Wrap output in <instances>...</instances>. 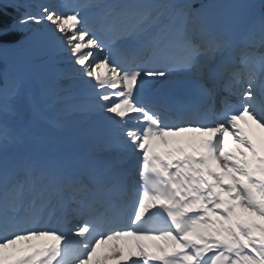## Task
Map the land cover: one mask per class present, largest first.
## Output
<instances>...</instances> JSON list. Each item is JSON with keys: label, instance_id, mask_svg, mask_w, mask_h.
Returning a JSON list of instances; mask_svg holds the SVG:
<instances>
[{"label": "snow or ice", "instance_id": "1", "mask_svg": "<svg viewBox=\"0 0 264 264\" xmlns=\"http://www.w3.org/2000/svg\"><path fill=\"white\" fill-rule=\"evenodd\" d=\"M62 6L0 0V264H264V0Z\"/></svg>", "mask_w": 264, "mask_h": 264}, {"label": "bare ground", "instance_id": "2", "mask_svg": "<svg viewBox=\"0 0 264 264\" xmlns=\"http://www.w3.org/2000/svg\"><path fill=\"white\" fill-rule=\"evenodd\" d=\"M29 2L31 4H35L36 8L33 10V11H38L39 8L37 7L38 5L40 4H44L45 6L51 4V5H54L56 6V9L58 11H67V9H65L62 5H63V0H29ZM33 27H39L38 25H33ZM9 61L14 63L15 65L18 66V68L20 69L21 72H28L30 74H36L40 71H42V69L40 68H37V66H34V67H28L27 64L23 61H20V62H15L13 60V58L11 57L12 54L9 52L6 54ZM68 120L69 121H74L75 118L74 117H71L69 116L68 117ZM194 136H198V134L196 133H184V134H181L180 137H177V138H170V143L168 145H163L161 144L160 148H159V151L161 153H166L168 151H171L172 149H169L170 146L172 148H178V147H184L187 151L188 150H191L192 147H188L190 146L188 141H189V138L191 137H194ZM229 143H230V146L235 148L236 145L234 144V142H232L231 140V137H229ZM239 215H240V218L241 219H244V220H255L257 222H263L261 220V218L256 215L255 213H251V212H243L242 210H237ZM33 243H40V241H33ZM123 247V244L121 245ZM28 248V245L27 243H24V242H18V244L15 246V248H10L8 250H6L7 253H11L13 255V258H16V257H19L21 255L24 254V250H26ZM153 251H155V249H153ZM111 252V244L109 245H101L100 248L97 250V256L94 257L93 259H97V258H103L104 255L106 254H110ZM125 252H127V249L125 248ZM107 264H116L115 261H112V260H109L107 262Z\"/></svg>", "mask_w": 264, "mask_h": 264}, {"label": "rangeland", "instance_id": "3", "mask_svg": "<svg viewBox=\"0 0 264 264\" xmlns=\"http://www.w3.org/2000/svg\"><path fill=\"white\" fill-rule=\"evenodd\" d=\"M33 5V10L36 8L35 4ZM12 54V58L15 62H20L23 61L27 64L28 67H34L37 66V68H39V66L35 63V61L32 59V57L29 56L28 53H26L23 50H17V51H11L10 52ZM264 222V220H262Z\"/></svg>", "mask_w": 264, "mask_h": 264}, {"label": "trees", "instance_id": "4", "mask_svg": "<svg viewBox=\"0 0 264 264\" xmlns=\"http://www.w3.org/2000/svg\"><path fill=\"white\" fill-rule=\"evenodd\" d=\"M9 11H12L11 9ZM13 14L15 15L16 13L13 12Z\"/></svg>", "mask_w": 264, "mask_h": 264}]
</instances>
